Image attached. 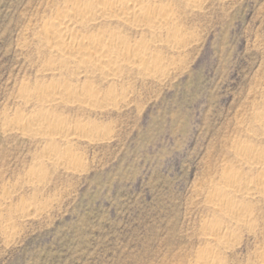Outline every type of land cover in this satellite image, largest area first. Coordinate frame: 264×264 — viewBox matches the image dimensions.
<instances>
[{"label":"rangeland","instance_id":"obj_1","mask_svg":"<svg viewBox=\"0 0 264 264\" xmlns=\"http://www.w3.org/2000/svg\"><path fill=\"white\" fill-rule=\"evenodd\" d=\"M53 4L0 0V264L185 263L205 245L208 186L225 166L248 174L234 144L256 139L264 147L254 125L264 110V0H206L182 9L177 23L185 47L147 36L170 73L130 70L115 82L92 80L100 93L93 106L77 101L53 112L79 137L51 141L8 122L16 112L40 110L17 96L23 82L35 87L48 78L46 54L32 39ZM22 41L30 45L23 49ZM111 87L116 95L108 94ZM50 144L77 163L46 162ZM39 167L42 180L29 181ZM30 206L33 213L24 215ZM256 208L257 229L237 232L225 264L259 263L264 204Z\"/></svg>","mask_w":264,"mask_h":264},{"label":"bare ground","instance_id":"obj_2","mask_svg":"<svg viewBox=\"0 0 264 264\" xmlns=\"http://www.w3.org/2000/svg\"><path fill=\"white\" fill-rule=\"evenodd\" d=\"M51 1L55 8L37 24L35 35L32 32L35 36L32 40L39 43L41 53L46 54L45 60L43 59L44 73L48 78L35 87L23 82L17 96L27 104L35 102L40 110L29 116H25L23 112L14 113L8 127L15 131L18 129L24 133L39 134L52 141L58 135L65 138L77 135V128L73 130L63 125L61 127L53 112L60 105L66 108V104L73 106L77 101L83 106H93L100 93L92 89L93 85L89 86L88 83L92 80L105 79L112 82L122 79L130 70L159 78L166 75L172 65L163 61L157 49H152L151 39L147 36H151L153 42L166 43L174 50L185 47V33L178 26L179 21L177 23L179 12L187 8L199 9L206 0H180L179 5L165 0ZM20 45L24 49L30 44L22 41ZM73 77L79 80L74 78L77 81L73 82ZM115 93L116 89L113 87L108 91L111 96L116 95ZM255 122L256 129L259 127L260 130L257 133L255 131L256 137L264 139V110L256 113ZM57 139L60 140L59 137ZM255 141L256 139L240 140L233 148L236 160L243 169H248V174L231 165L225 166L220 173L221 179L208 186L205 203L209 217L203 225L205 245L198 248L192 258L183 264H225L223 253L237 243V232H253L257 229L256 205L264 204V147H259ZM57 148L51 144L47 147L44 159L46 162L53 165L62 160L69 166L77 163L72 155L60 158L61 151L58 152ZM43 177L44 171L40 167L33 168L29 181L35 183ZM3 204L0 201V213L4 210ZM22 210L24 215L33 213L31 206ZM261 246L263 248L258 252V264H264V245Z\"/></svg>","mask_w":264,"mask_h":264}]
</instances>
